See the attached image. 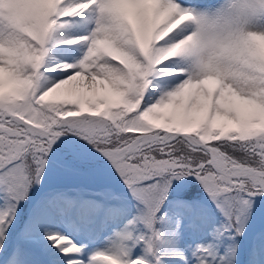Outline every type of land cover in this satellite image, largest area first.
Returning a JSON list of instances; mask_svg holds the SVG:
<instances>
[{
  "label": "snow or ice",
  "instance_id": "6c2138e0",
  "mask_svg": "<svg viewBox=\"0 0 264 264\" xmlns=\"http://www.w3.org/2000/svg\"><path fill=\"white\" fill-rule=\"evenodd\" d=\"M261 211L264 0H0V264H264Z\"/></svg>",
  "mask_w": 264,
  "mask_h": 264
},
{
  "label": "rangeland",
  "instance_id": "374dc122",
  "mask_svg": "<svg viewBox=\"0 0 264 264\" xmlns=\"http://www.w3.org/2000/svg\"><path fill=\"white\" fill-rule=\"evenodd\" d=\"M222 222L221 217H217L216 224H219ZM246 233L251 237L254 236L257 238L256 242L257 244L264 243V241H261L259 239L261 233H264V211H261L256 219L254 221L249 222L248 228L245 229ZM63 233L67 236H70L73 241L76 243H80L76 241L77 237L80 239L79 236H74L75 233H73L71 230L64 229ZM169 243L166 245V250L167 251H179L183 253L185 257H187L186 260H181V259H176V258H167L166 260H163V264H181L180 261H186L188 264H191V258H192V253L195 249L196 244H207L210 242L211 237L208 235H205L203 233L197 232V233H190L186 232L180 239L179 242L177 243V240L174 236H172L171 233L168 234L167 237ZM244 238H238V240H243ZM231 242V237L230 235H225L222 241L214 243V247L219 252H222L224 255H229L230 254V248L229 244ZM237 255V264H246V259L242 257V254L240 251L236 253Z\"/></svg>",
  "mask_w": 264,
  "mask_h": 264
},
{
  "label": "bare ground",
  "instance_id": "6f19581e",
  "mask_svg": "<svg viewBox=\"0 0 264 264\" xmlns=\"http://www.w3.org/2000/svg\"><path fill=\"white\" fill-rule=\"evenodd\" d=\"M74 236H76V234H75ZM77 239H78V237H77ZM166 259H167V258H166ZM166 259H164V260H166ZM169 259H170V258H169ZM176 259H177V258H176ZM180 263H181V264H188V262H186V261H185V262H184V261H180Z\"/></svg>",
  "mask_w": 264,
  "mask_h": 264
},
{
  "label": "trees",
  "instance_id": "16d2710c",
  "mask_svg": "<svg viewBox=\"0 0 264 264\" xmlns=\"http://www.w3.org/2000/svg\"><path fill=\"white\" fill-rule=\"evenodd\" d=\"M197 187H198V185H197ZM195 190V189H194Z\"/></svg>",
  "mask_w": 264,
  "mask_h": 264
}]
</instances>
